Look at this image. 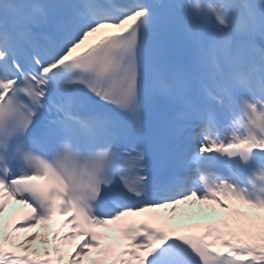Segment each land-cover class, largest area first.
Returning <instances> with one entry per match:
<instances>
[{"label": "snow or ice", "instance_id": "snow-or-ice-1", "mask_svg": "<svg viewBox=\"0 0 264 264\" xmlns=\"http://www.w3.org/2000/svg\"><path fill=\"white\" fill-rule=\"evenodd\" d=\"M86 260L264 264V0H0V264Z\"/></svg>", "mask_w": 264, "mask_h": 264}, {"label": "bare ground", "instance_id": "bare-ground-1", "mask_svg": "<svg viewBox=\"0 0 264 264\" xmlns=\"http://www.w3.org/2000/svg\"><path fill=\"white\" fill-rule=\"evenodd\" d=\"M197 207H199V205H197ZM12 208H14V206H12ZM12 208L10 209L9 214H6V221L10 222L9 223V231L11 230V222H16L17 221V218H15V214H13V212H12V210H13ZM41 235H42V238H43V232H42ZM113 235L115 236L116 233H113ZM77 243H78V240L75 241V244H77ZM37 244H38V246L41 247V249H43V245L40 244L39 241L37 242ZM93 256H95V253H93ZM83 264H89V261L86 260V261L83 262Z\"/></svg>", "mask_w": 264, "mask_h": 264}]
</instances>
